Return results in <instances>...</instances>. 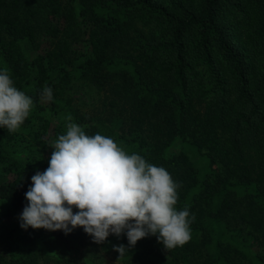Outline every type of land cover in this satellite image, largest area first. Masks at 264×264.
Instances as JSON below:
<instances>
[{
  "label": "trees",
  "instance_id": "1",
  "mask_svg": "<svg viewBox=\"0 0 264 264\" xmlns=\"http://www.w3.org/2000/svg\"><path fill=\"white\" fill-rule=\"evenodd\" d=\"M39 164L125 264H264V0H0V264H49L40 223L53 264L87 244Z\"/></svg>",
  "mask_w": 264,
  "mask_h": 264
},
{
  "label": "rangeland",
  "instance_id": "2",
  "mask_svg": "<svg viewBox=\"0 0 264 264\" xmlns=\"http://www.w3.org/2000/svg\"><path fill=\"white\" fill-rule=\"evenodd\" d=\"M73 76V75H72ZM62 95L70 99V104L75 108L76 113L79 116H89L96 106L97 95L95 89L89 85L86 81L72 78L67 86L62 90ZM61 124L64 128L63 121L59 120L56 122ZM56 124H54L56 126ZM47 139V146L45 147L41 163H45L48 152H52L56 149V146L60 145V141H52L47 138L49 134L44 135ZM20 161L24 160L25 157H17ZM40 163V164H41ZM40 164L34 167L36 171L35 175L42 181L43 184V198L46 200L48 206L55 210L56 213H63L71 216L72 226L77 229H86L87 234L85 235L86 246L80 249L78 254L70 257V264H125L123 254H126V248L115 244L111 247H103L101 241L105 239V236L101 235V225L97 222V212L100 210V203L95 198H88L82 201L81 206L78 209H74L72 199L68 195L56 196L53 192V184L50 182L48 175L44 172V167H40ZM0 165V180L9 178L8 174H4ZM36 169V170H35ZM137 200L140 202L146 201L144 193L139 192L137 194ZM6 222H10V218H6ZM19 222V221H18ZM31 224L27 220H23L20 224ZM43 223H40L34 229L35 233H39L37 236V245L42 251L43 257L47 260V263L53 264L52 258L58 255V251L55 248H51L47 242V238L44 237L42 230ZM44 228V227H43ZM45 229V228H44ZM68 256L64 258L67 259Z\"/></svg>",
  "mask_w": 264,
  "mask_h": 264
}]
</instances>
